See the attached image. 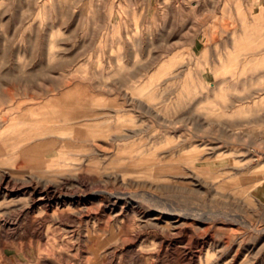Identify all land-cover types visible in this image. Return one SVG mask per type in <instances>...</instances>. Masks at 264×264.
Listing matches in <instances>:
<instances>
[{"label": "rangeland", "instance_id": "374dc122", "mask_svg": "<svg viewBox=\"0 0 264 264\" xmlns=\"http://www.w3.org/2000/svg\"><path fill=\"white\" fill-rule=\"evenodd\" d=\"M261 9L264 0H0V132H36L28 120L50 97L101 101L94 106L111 113L109 136L94 127L100 134L90 140L63 139V146L59 143L43 157L90 168L77 173L73 169L72 177L100 178L77 191L87 215L80 219L72 214V219L45 224L43 232L54 236V242H1L0 264H87L92 253L85 236L98 237L101 251L113 252L112 263L104 258L102 264H181L179 253L183 248L195 250L196 241L204 243L203 264L213 256L228 257L231 247H238L240 255L264 258ZM116 111L134 117L126 128L132 136L114 133ZM84 121L74 125L81 127ZM6 143L0 140L1 171L10 168L18 153ZM190 143L193 146L180 150V155L169 152ZM201 148L204 156L195 159ZM142 153L159 164L154 168L163 169L160 179H171L167 169L173 166L167 162H180V178L190 176L183 174L190 161L201 175L187 177L192 179L190 187H150L146 180L129 177L136 174L128 171L129 161ZM105 168L122 170L128 178H108L100 174ZM205 179L217 188L205 185ZM252 180L258 184V195L249 201L239 189ZM148 190L163 198L160 208L142 199ZM120 193L129 199L114 197ZM2 195L0 191V199ZM7 195L29 199L26 190H8ZM185 207L220 209L237 220H223L221 225L204 220L206 230L183 224L176 234L161 228L171 214L168 210ZM158 208L163 209L161 217L155 218ZM21 212L19 219L26 211ZM19 227L13 230L23 235L25 229Z\"/></svg>", "mask_w": 264, "mask_h": 264}, {"label": "bare ground", "instance_id": "6f19581e", "mask_svg": "<svg viewBox=\"0 0 264 264\" xmlns=\"http://www.w3.org/2000/svg\"><path fill=\"white\" fill-rule=\"evenodd\" d=\"M230 56H232V54H230L228 58H231ZM232 59L233 58H231L230 60L233 61ZM231 61L227 63H230ZM234 97L236 98V95ZM96 104L102 105V102L94 101V100L87 99L84 97L81 98L80 96L76 100L70 99V98H62V97H50L40 104L38 111L36 112L37 114L34 115L35 117L32 116L33 114H31L30 112V115L33 118L29 119L28 123L30 122V125L32 123L34 124L35 127H37L38 130L36 132L31 133L30 130H28L30 133L29 132L23 133L21 131H16V130L14 131L11 129L0 132V140L8 142L6 143L8 145L11 144L10 147L12 151L18 150L15 161L12 162V164L9 166L10 168H8V170L6 171H3V170L1 171L0 169V191H2L3 193L2 198L0 199V217L2 218V222L0 223V228H1L0 243L3 241L5 243V240H11V241L17 240L18 241L19 239L43 241L44 243H50L51 241L54 242L56 240L54 236H50L49 234L43 232V226L45 224L50 223L54 220L63 221V220L72 219L71 217L72 214H76L78 218L80 219L84 215H87L88 210H86L85 209L86 207L82 204V199L79 196H77V191L83 190V189L85 190L86 188L91 187L94 184V182H98L100 178L98 176H93L92 178H89L85 175L84 176L78 175V177L77 176L72 177L70 173L71 170L74 169V171H76L77 173L78 171H80V169H82L85 172V171H89L90 168H88V166L87 167L83 166L81 162L80 163H62L61 161H58L57 158L53 160L50 157L52 160L51 159L46 160V159H43V157H44V153L58 146L59 143L62 144L63 139H67L66 141L90 140L92 137H95L96 135L100 134V132H95L96 129H92L94 127L102 128L101 131L103 132V134L106 137L109 136L111 134V132L109 131L111 130V128L110 129L108 128L109 130H106L107 129L106 127L108 126L107 123L111 120V118L108 117V116H111V113L109 110L106 112H102L101 110H98L97 106H94ZM229 104L231 105V103ZM100 116H103V117H100ZM79 119L85 120L84 122L79 124L81 125V127L74 125V121H77ZM133 120H134V117L129 116L128 113L125 114V112H122L118 114L116 111L115 122L111 124V125H114L115 128H117V131L114 133L121 132L120 134H123L124 138L125 137L128 138L132 136L133 134L127 133L126 128L130 126L129 124ZM15 126L16 125H14V127ZM119 127L120 129H118ZM22 129L24 131L23 127ZM61 146H63V144ZM190 146H193V144L190 143L187 146L181 145L175 150L169 151V152H171V155L173 153L180 155L181 154L180 150L185 149ZM62 148L60 149L61 151L63 150ZM0 149L4 150L3 148H0ZM156 149L157 148H155V150ZM191 149L195 150L194 148H191ZM201 149L202 151L197 152L196 154L197 156L195 159H199V158L201 159V157L204 156L203 151H205V149L204 148H201ZM208 149H209L208 153L213 152L210 148ZM190 153H193V151ZM211 154H214V153H211ZM157 155L159 154L155 153V157ZM208 157L209 156H207V158ZM150 158L151 156L145 157L144 153H142L141 155L130 160L128 163V167H127L129 168L128 171L134 172L136 174L133 175L134 177L131 175L129 177L132 179H136V180H139V179L146 180L150 187L158 188L163 184L164 185L173 184V185L180 186V187H190L189 182H191L192 179L190 180L187 177L194 178L193 175H195L197 179H199L201 175L200 172H198L196 168L197 166L194 164V162L190 161V162H185V163H188V166L186 169L187 172L183 173L185 175H190V176H186L185 178L181 176L180 178L179 176V174H181L180 162H177L176 164H173V162H170V163L167 162V165L173 166L167 169L169 173H171L170 175L172 176H171V179L163 180V179H160L162 177H159L164 173L163 169L154 168L156 167V165H159V164L156 162H151L152 160L149 161ZM47 161H50V165L47 164ZM210 168H209V171L212 170ZM40 169L49 171L50 172L49 176L47 175L44 176V175H40L36 173ZM213 172H216V171H213ZM26 173H28L29 176L25 177L24 175ZM100 174H105L108 178L111 177L115 180L119 178V174H120V176L122 175L123 181L127 177L125 176V173L122 172V170L107 171L106 168L100 171ZM146 174H147V177H141ZM204 182H205V185L209 184V186L217 188V186H215L213 184V181H210V179H209V182L206 179L204 180ZM166 185H165V188H166ZM257 187H258L257 182L255 180H252L251 183H249L246 186L244 185L243 188L239 189V193L243 192V195L246 196L247 199H249V201H251L252 199L255 200V198L258 195L257 190H256ZM234 189L236 188H234L233 186V190ZM8 190H16L18 192L26 190L28 193L29 199L28 200H26L25 198L22 199V197L19 199H13L14 197L8 198V195H7ZM117 191L118 190H116V192ZM125 192H128V191H125ZM235 192L233 194V197H236ZM220 193L221 195H223V191H221ZM144 195L145 196L142 197L144 201L155 202L157 204V207L159 208H160V204L164 203L163 198L154 191L148 190L147 192L144 193ZM114 197L120 198L123 200L129 199L128 198L129 196L126 195V193H120L118 195L115 194ZM71 207H72L71 211H65L66 208H71ZM159 208L157 209L159 212L154 213L155 218L161 217L159 213H161L163 209H159ZM22 210H25L26 212H24L25 213L24 216L21 219H19V215ZM172 211L173 210H168V212H171L172 215L171 214L168 215L166 219L164 220L163 224L160 225L161 228L166 230L169 234L179 233L180 228L183 224H188L190 226L199 224L200 226H202L201 230H206L209 227V225L205 224L204 220H213L215 221L216 224H220V222L223 220H227V219L233 220L234 219L235 221L236 219L234 215H231L230 213L224 210H220V209L215 210V211L208 210L209 212H207V211H198L197 209H194L193 207H185L183 208V210L174 211V212ZM220 225L218 227H220ZM19 226L20 227L22 226L23 229H25L24 230L25 233L23 235L16 234L15 231L13 230ZM235 228L237 227L235 226ZM257 230L258 229L256 228V231ZM225 231L227 232V230ZM232 231L233 232L235 231V233H237L236 229ZM17 233H20V231ZM84 239H85L84 243L88 245L87 247L89 251L92 253L91 256L88 255L86 258L87 264H102L101 262H102V259L104 258H108L109 259L108 263H112L111 259H113V252L112 251H101L102 245L98 237L85 236ZM195 244H196V249L193 251L187 250L186 248H183L181 250V252L179 253V258H182V260L184 261L181 264H203L200 259V256H201L200 253L202 252L204 243L203 242L199 243L198 241H196ZM227 247H228V244H225L222 247V250L226 251ZM230 251L231 253L229 254V256L225 258L213 256L211 259H209L208 264H264L263 257L259 258L257 257V255L250 256L247 253L240 255L239 253L240 250L238 247H235V248L231 247Z\"/></svg>", "mask_w": 264, "mask_h": 264}, {"label": "crops", "instance_id": "0c3cea01", "mask_svg": "<svg viewBox=\"0 0 264 264\" xmlns=\"http://www.w3.org/2000/svg\"><path fill=\"white\" fill-rule=\"evenodd\" d=\"M259 13H261V14H264V9H261L260 11H259ZM259 25V28H261V24L260 23H258ZM259 32H261V31H259ZM255 36H261V33H259V35H255Z\"/></svg>", "mask_w": 264, "mask_h": 264}]
</instances>
